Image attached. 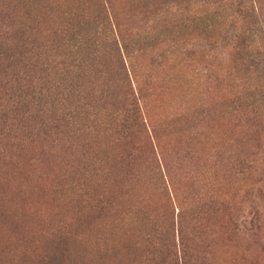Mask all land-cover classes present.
I'll return each mask as SVG.
<instances>
[{
	"label": "rangeland",
	"instance_id": "1",
	"mask_svg": "<svg viewBox=\"0 0 264 264\" xmlns=\"http://www.w3.org/2000/svg\"><path fill=\"white\" fill-rule=\"evenodd\" d=\"M3 2L10 9L6 23L16 19L33 25L47 45L63 38L55 30L66 19L77 34L97 30V19L78 22L79 15L105 10L123 46L116 56L114 43L102 35L95 47L104 65L119 61L117 70L102 73L96 83L106 87L112 77L118 82L115 89L106 88L96 107L100 115L90 121L100 130L77 126L80 130L62 132L80 138L82 156L59 158L54 133L15 129L1 134L0 187L30 192L27 206L36 204L33 219L42 225L72 222L76 211L84 216L93 201L111 203L118 222H126L111 246L121 243L124 230L132 231L134 238L126 239L138 245L121 249L116 264L129 263L131 254V264H145L150 240L178 243L181 231L190 248L189 264H264V93L259 91L264 87V0ZM240 8L256 15L244 16ZM250 28L258 53L244 56L238 47ZM65 39L76 44L78 37L68 33ZM3 70L1 76L7 73ZM127 89L139 98V118L127 120L129 135L116 133L118 140L108 145L118 122L104 120V114L129 107L122 97ZM94 154L108 160L107 168L120 177L104 174V180L85 187L81 206L69 204L70 165L78 160L84 167ZM130 198L138 203L127 205ZM8 200H15L11 192ZM15 209L0 203V223L7 224L0 230L8 228ZM25 209L21 206L31 210ZM154 224L159 231L151 234Z\"/></svg>",
	"mask_w": 264,
	"mask_h": 264
},
{
	"label": "trees",
	"instance_id": "2",
	"mask_svg": "<svg viewBox=\"0 0 264 264\" xmlns=\"http://www.w3.org/2000/svg\"><path fill=\"white\" fill-rule=\"evenodd\" d=\"M24 5H26L25 1ZM0 6V69L4 68L3 71L7 72L5 76H1L0 73V135L10 134L9 132L15 129H23L30 135L37 132L54 133L59 136L54 139L59 158L66 160L67 156L81 157L80 138L64 137L62 132L67 129L77 131L83 127L90 132L100 130V128H91L90 121L100 115L96 107L100 101H104L106 88L115 89L113 87H116L118 82L112 77L111 84H106V87L96 83L102 73L107 74L112 73L114 69L117 70L116 64L119 61L116 60L114 64L107 65L100 62L101 58H98L100 52L95 49L97 41L104 35L105 40L108 39V42L114 43L116 56L119 52L121 53V44L114 35L109 17L105 14V10L104 12L96 11L94 15L89 10L80 13L78 22H89L93 19L99 22L96 25L97 30L95 28L89 30L86 36L80 32L77 34V29L66 19L55 31L62 32L64 39L68 33H71L72 37H78L76 44H70L68 40L64 41L60 37L55 43L47 45L45 40H40L34 34L33 25L16 19L6 23L9 19V5L0 0ZM27 10L26 14L29 15L31 10L30 8ZM240 12L249 17L256 15L254 10L244 12L240 8ZM70 19L75 21V16ZM99 28L102 29L100 32ZM255 34L250 28L242 35L238 47L239 54L252 56L253 52L258 53L249 40V37ZM113 43L110 45L113 46ZM118 68L121 69L120 66ZM93 77L98 78L93 79ZM259 91L263 94L264 87ZM122 97L128 104V108H119L107 114L106 117L104 114V120L118 122L114 137L116 133L129 135L130 127L127 120L139 118L138 96L133 90L127 89L126 95L123 94ZM122 104L124 105V102ZM114 139L113 143L108 142V145L118 140L116 137ZM94 155L96 156L90 155L87 158L84 167L80 166L82 163L78 160L70 165L72 168L66 180V187L72 190L69 204L75 201L81 206L85 187L90 182L104 180L102 178L104 174H108L109 177H120L119 173L113 174V171L107 168L108 160L102 159L97 154ZM98 162L104 165L101 166L103 168L98 169L99 172L96 170L99 164L97 166L95 164ZM0 171L4 172V169ZM80 171L82 174H79ZM114 184L111 182V186ZM10 192L15 198L14 201L8 200ZM10 192L8 186L0 187V203L10 202L12 208L16 207L13 211L14 218L8 228L0 230V251L6 250L5 253H0V264H116L115 256L117 257L121 249H136L138 246L134 244V240L126 239L134 238L131 237L132 231L129 233L126 230L121 232L122 235L120 234L121 238L124 236L121 243L118 246L113 244L111 246V238L113 241L115 237H118L117 232L123 229L126 222L124 220L121 223L118 222L120 220L116 219L115 208H112L111 203L107 204L104 199L106 202L104 206L101 201L90 203L87 211H83L84 216H80L81 212L76 211L77 218L72 222L57 224L54 221L51 222L52 224L42 225L33 219V213H37L36 204L34 207L27 206L32 194L13 188ZM57 192L61 194V188H57ZM124 202L127 205L138 203L132 198ZM21 206L31 210L25 212L21 210ZM138 211L142 214L143 207L141 206ZM134 220L139 221L138 217ZM147 223L149 224V219ZM158 229L157 224H154L152 232L148 233H157ZM179 235L181 238L178 243L171 240L164 243H158L155 239L150 240L148 245L152 250H148L149 253L144 257L143 262L145 264H189L191 259L188 257L190 256L188 242L184 235L182 236V231ZM12 244H14L13 247ZM119 255L121 260L125 259L122 252ZM133 256L131 254L129 263L122 264H131Z\"/></svg>",
	"mask_w": 264,
	"mask_h": 264
}]
</instances>
